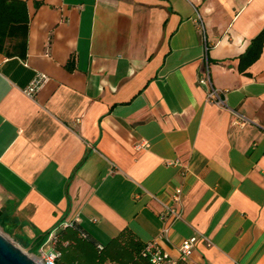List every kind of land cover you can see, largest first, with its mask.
Returning a JSON list of instances; mask_svg holds the SVG:
<instances>
[{
	"label": "crops",
	"instance_id": "1",
	"mask_svg": "<svg viewBox=\"0 0 264 264\" xmlns=\"http://www.w3.org/2000/svg\"><path fill=\"white\" fill-rule=\"evenodd\" d=\"M22 1L26 58L0 55V210L49 234L37 253L72 225L100 248L126 229L176 260L196 237L179 264H264V0Z\"/></svg>",
	"mask_w": 264,
	"mask_h": 264
},
{
	"label": "trees",
	"instance_id": "2",
	"mask_svg": "<svg viewBox=\"0 0 264 264\" xmlns=\"http://www.w3.org/2000/svg\"><path fill=\"white\" fill-rule=\"evenodd\" d=\"M29 17L22 0H0V55L24 60L27 55ZM264 30L256 38L260 43ZM3 212L0 210V217ZM49 234L39 235L30 242L37 253ZM59 253L55 264H151L143 255L145 244L137 241L129 230L122 231L106 246H95L82 233L70 225L62 229L53 244ZM177 261L176 264L181 263Z\"/></svg>",
	"mask_w": 264,
	"mask_h": 264
},
{
	"label": "built area",
	"instance_id": "3",
	"mask_svg": "<svg viewBox=\"0 0 264 264\" xmlns=\"http://www.w3.org/2000/svg\"><path fill=\"white\" fill-rule=\"evenodd\" d=\"M207 72V70H206ZM48 81V78L42 74H36L34 76V79L31 81V83L23 90V92L26 94V96L30 98H34L35 95L38 93V90ZM199 85L201 86H207L208 91L206 94V100L215 106H223L224 101L220 98V91L216 90L213 86H211L210 79L207 75L204 78H200L198 81ZM234 114V124L236 125H246L251 122L249 118H246L245 116L238 114L236 112ZM149 148V145L145 141H141L139 143L135 144L136 150H146ZM169 166H175L178 163L177 162H170L168 161L166 163ZM172 204L169 206H166V208L159 214L162 221L165 222L164 228L162 230V233L159 238H165L168 232L170 231V227L172 224H174L177 221H180L182 218L181 215V189H177L172 197ZM195 238H190L187 240H182L181 244L178 248V259H174L166 255L162 252L159 245L156 243V241L152 240L150 242L145 243V247L143 250V255L147 257L151 264H176L177 261H187L190 256L193 253L194 246H195ZM56 240V237H53L52 244H54ZM59 256V253L54 249V247L47 251L42 252L37 259L40 261V264H55V259Z\"/></svg>",
	"mask_w": 264,
	"mask_h": 264
},
{
	"label": "rangeland",
	"instance_id": "4",
	"mask_svg": "<svg viewBox=\"0 0 264 264\" xmlns=\"http://www.w3.org/2000/svg\"><path fill=\"white\" fill-rule=\"evenodd\" d=\"M3 212L2 217H0V233L3 234L10 242L16 245L18 248L22 249L23 251H27L29 257L39 259L41 252L33 253L29 248L30 242L26 238L24 234H22L21 229L18 227H14L12 224L11 217L6 215Z\"/></svg>",
	"mask_w": 264,
	"mask_h": 264
},
{
	"label": "water",
	"instance_id": "5",
	"mask_svg": "<svg viewBox=\"0 0 264 264\" xmlns=\"http://www.w3.org/2000/svg\"><path fill=\"white\" fill-rule=\"evenodd\" d=\"M0 264H38L0 233Z\"/></svg>",
	"mask_w": 264,
	"mask_h": 264
},
{
	"label": "bare ground",
	"instance_id": "6",
	"mask_svg": "<svg viewBox=\"0 0 264 264\" xmlns=\"http://www.w3.org/2000/svg\"><path fill=\"white\" fill-rule=\"evenodd\" d=\"M31 259H33L35 262H37L38 264H40V261H38L34 256Z\"/></svg>",
	"mask_w": 264,
	"mask_h": 264
}]
</instances>
